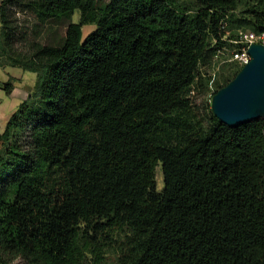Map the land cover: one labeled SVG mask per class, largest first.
<instances>
[{
    "label": "trees",
    "instance_id": "16d2710c",
    "mask_svg": "<svg viewBox=\"0 0 264 264\" xmlns=\"http://www.w3.org/2000/svg\"><path fill=\"white\" fill-rule=\"evenodd\" d=\"M238 5L3 1L0 67L35 81L0 133V264H264V118L204 125L188 98L209 54L246 46L227 32L264 33V0ZM16 10L79 20L14 52Z\"/></svg>",
    "mask_w": 264,
    "mask_h": 264
},
{
    "label": "rangeland",
    "instance_id": "374dc122",
    "mask_svg": "<svg viewBox=\"0 0 264 264\" xmlns=\"http://www.w3.org/2000/svg\"><path fill=\"white\" fill-rule=\"evenodd\" d=\"M179 1L181 3H186L187 0ZM248 1L249 0H239V5L235 14L241 15L242 12L247 9ZM11 19L12 24L17 27L14 33V42L12 46L13 51L28 53L30 51V43L32 42L41 44L43 46L61 45L64 41V35L67 25L69 23L78 22L79 12L74 11L73 13L66 14L60 17H49L40 13L22 12L16 10ZM93 29L94 26H83V38ZM245 33H249L248 30L231 29L229 32L226 33V35L233 36L235 40H238L241 39ZM235 52H238V50L235 51L234 47H231L219 50L214 54H209L205 62L201 64L198 69V76H201L205 81L206 79L210 78V81L208 82V86H206L205 88L196 86L191 88V91L188 93V98L192 103V108L195 112L196 117L199 120H202L204 125H207V117L209 111H211V98L215 94H212V82H220L221 80H223L225 75L229 73V71H232L238 66H241L240 63L236 61V59L233 57ZM3 70L4 68L0 67L1 91H3L1 85L7 82L9 78H12L8 77V75L5 76ZM21 79L22 80L20 81L17 80V82L15 80L12 81V84L17 87L15 95L19 98L25 97V95H28L30 92H32L35 81V75H31L28 72V75H23ZM16 97L12 98L10 101L17 103L18 105V103H20V100H18V98ZM155 184L156 190L160 191L162 189V176L160 166H157V168L155 169ZM114 255L115 254H112L111 252L106 255L108 263H115Z\"/></svg>",
    "mask_w": 264,
    "mask_h": 264
},
{
    "label": "water",
    "instance_id": "95a60500",
    "mask_svg": "<svg viewBox=\"0 0 264 264\" xmlns=\"http://www.w3.org/2000/svg\"><path fill=\"white\" fill-rule=\"evenodd\" d=\"M249 61L212 96L213 116L229 128L264 118V46L251 43Z\"/></svg>",
    "mask_w": 264,
    "mask_h": 264
},
{
    "label": "crops",
    "instance_id": "0c3cea01",
    "mask_svg": "<svg viewBox=\"0 0 264 264\" xmlns=\"http://www.w3.org/2000/svg\"><path fill=\"white\" fill-rule=\"evenodd\" d=\"M3 73L5 76L8 75V77H12L16 82L17 80L19 81L22 80L21 77L23 75L25 74L28 75V72H23L19 70L18 68H13V67H5L3 70ZM29 74L32 75V73H29ZM16 90H17V87L13 85V90L8 96L5 95V93L0 90V133L3 131L5 124L7 120L9 119V117L11 116V114L16 110L18 106L17 103L10 101L12 98L16 97L15 95ZM26 96L27 95H25V97H21V98L16 97V98H18V100H20L21 102L26 98Z\"/></svg>",
    "mask_w": 264,
    "mask_h": 264
},
{
    "label": "built area",
    "instance_id": "2783aa9c",
    "mask_svg": "<svg viewBox=\"0 0 264 264\" xmlns=\"http://www.w3.org/2000/svg\"><path fill=\"white\" fill-rule=\"evenodd\" d=\"M4 0H0V6ZM241 43L246 46L242 47L238 52H235L234 58L240 63L241 66L246 64L249 61V56L247 55V48L251 43H259L264 46V33L260 35H255L253 33H246L240 39Z\"/></svg>",
    "mask_w": 264,
    "mask_h": 264
}]
</instances>
